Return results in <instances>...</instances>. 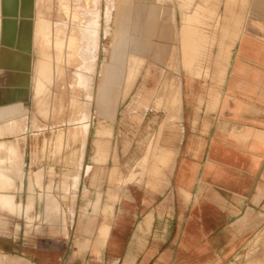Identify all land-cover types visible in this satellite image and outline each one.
Listing matches in <instances>:
<instances>
[{"label":"crops","instance_id":"1","mask_svg":"<svg viewBox=\"0 0 264 264\" xmlns=\"http://www.w3.org/2000/svg\"><path fill=\"white\" fill-rule=\"evenodd\" d=\"M175 2L171 6L167 0H113L115 6L109 20L112 36L108 37L111 39L109 63L111 44L119 32V8L129 7L131 29L126 35L145 45L135 55L157 69L169 71L178 66L182 85L180 121L174 119L178 116L177 92L172 96L173 108L171 104L166 113L167 119L172 117V120H166L157 145L159 152L166 124L178 123L179 132L178 126H171L175 130L173 142L178 133L180 139L178 146L173 143L176 157L168 148L174 157L168 170L169 185L165 188L157 181L150 187L137 184L119 187L112 182L115 185L108 187L104 183L101 171L112 165L109 163L111 142L119 129L115 122L120 97L116 87L121 85V76H118L110 84L117 93L107 102L108 111H102L99 89L91 98L103 114L98 113L103 121L96 128L103 129L105 134L100 137L109 141L107 160L84 157L75 201L79 208L74 209L72 221L65 224V229L61 227V233L51 232L46 223L40 225L45 231L39 235L40 245L55 248V258L60 264H243L262 257V241L257 244V238L264 229V0L247 1L242 18L231 26L225 37L238 40L228 53L222 51L221 70L216 80L201 77L206 80L205 92L200 91L199 79L186 82V73L180 65L177 39L180 20L176 4L181 9L186 1ZM155 9L154 35L149 36L146 33L148 10ZM20 13L31 17V12L24 15L21 10ZM16 17V0H0V124L25 115L24 135H27L32 131L26 103L34 101L29 80L34 53L31 47L22 50L16 46ZM203 69L208 70L209 65ZM18 72L26 73L25 82L17 81ZM188 85L191 90L186 88ZM211 87L221 98L219 109L210 106ZM103 95L99 93V98ZM198 103H204L201 109ZM147 114L148 111L143 118ZM9 139L13 138H0ZM32 144L31 140L20 142L25 175ZM96 144L99 142H94V152ZM125 160L118 158L119 165ZM49 164L40 160L34 168ZM88 166L92 170L85 175ZM65 167L67 164L61 163L55 169L60 173ZM19 193H13L16 200ZM96 201L99 209L94 212L92 206ZM107 206L110 209L103 211ZM0 215L11 216L6 211H0ZM105 227L106 235L101 236ZM8 228L12 230L11 237L0 235V253L23 254L24 245L16 241L15 226Z\"/></svg>","mask_w":264,"mask_h":264},{"label":"rangeland","instance_id":"2","mask_svg":"<svg viewBox=\"0 0 264 264\" xmlns=\"http://www.w3.org/2000/svg\"><path fill=\"white\" fill-rule=\"evenodd\" d=\"M53 1L55 0H35V7L31 8L29 11H25L24 13V15H26L31 12V17H24L22 15L19 16L16 10V46H18L20 49H22L23 45L26 47H31V50L34 53V61L31 66V73L29 77L32 96L34 95L33 87L37 79L42 81V86L38 90V110H33L34 101H30L29 104L28 102L26 103V107H28L29 113L31 115L30 123H32L33 120L35 122L33 123L35 127L31 129L32 131L30 134L28 133L27 135H24V132L27 130V117L25 115L17 117L16 119H10L5 123L0 124L4 126V124L7 125L10 123L9 126H11L7 131H5L11 132V134L0 136V138H13L7 141L0 140V155H3L4 157L3 161H0V165H3L5 169L3 194L5 195L6 199V205L5 207L0 208V211H6L9 215H11H0V235L2 234L11 237L12 230H8V227L11 225L15 226L16 241L24 245L23 254L16 252V256H10L0 253V264H60V262L55 258V248L40 245L39 235L45 232L41 229L40 225L42 223H46L50 225L51 232L61 233V227L65 229V224L68 221H72L74 209L79 208L76 207L75 201L77 187L80 182L81 163L84 157L86 159L91 157L92 159L95 158L96 160L100 159L101 161H105L109 156V141L100 137L105 134V131L99 127L96 128L103 121L102 119H99L100 114L98 113H101V111H98V104L96 100L92 101L93 98L91 102H89L84 94L75 98V85L78 86V89L82 85L86 87V85L89 83L90 76H92L93 81L91 86L89 84V91L90 93H93V97V95L99 89L98 99L103 101L102 111H108L106 104L107 102L112 101L113 95L115 93L118 92L120 95L116 105L117 117L115 121L119 129L116 138H114L111 142L110 158L112 160H110L109 163L112 165L107 166L105 169H103V171H101L103 173L102 175H104V183L108 187L115 185L112 182H117L119 187L127 184H137V186L141 187H150L152 184L158 183L157 181H161L160 184H164L166 188L169 185L167 178L169 177L168 170L173 163L174 157L177 156V150L174 149L173 143L178 146L180 133L177 134V139L175 142H173L175 139L173 138V133L175 130L171 128L173 123H170L169 125L166 124V128H164L165 133H163L162 137L160 138L162 149H159V153L157 152L158 154H156V158L153 159V163L151 164V167L153 168L151 169V172L148 174L146 171L145 173L143 172L144 168L146 169L148 167L146 164L145 165L147 167H144L143 163L146 161L143 160L144 162L139 163L142 161V157L145 160L148 157L149 154L146 155L148 153L146 150L148 146L149 148L152 147L149 145L151 143L149 140L152 138L157 139L156 130L157 127L162 124V119L165 115L163 106L159 109H155L153 107L154 104H149L150 108L145 110L142 105L146 102V100H151L154 98L157 92H161L163 88V82L165 80L167 81V77L170 78V89H175L177 87L176 85H178V101L175 104H178V116H176L174 119L178 118V123L180 121L182 107V85L178 75V66H174L173 68L170 66L172 68L171 71L163 68L157 69L156 67L151 66L144 59H142V57L135 55V51L139 50V47L145 45H143L144 42L135 40L132 36L130 38L134 40V45L130 44V51L128 52L129 55H127V58L125 61H123V63L117 60L118 54L115 53V50L121 42V20L125 19L128 25H130V9L129 7L124 6L119 8L117 18L119 32L117 34V40L115 42L113 41L111 44V62L108 63V53L110 47L109 43L111 40L108 37L112 36V32L109 28V20L115 6L113 0H90V2H86L87 4H85L84 11L81 15L82 21H79V35L81 42L78 52H76L77 58L75 54L68 55L74 48L70 46V43L67 40L68 37L63 34V27L61 25L54 28L48 26L44 29L43 36L33 40L32 28L34 20L38 18L37 13L41 10L46 9L48 11L51 9L52 5L54 4ZM167 1L171 4V6L173 5V1L175 2V0ZM185 1L186 2L183 4L181 9H179L176 4L178 17L180 20V22H178L180 25L177 31L180 65L186 73V82L189 83L192 81V79H199L201 81L200 91L205 92L206 80L202 79L201 77H207L206 79L211 78V80H216L217 74L220 73L219 70H221L220 68L223 60L221 55L223 41L229 34L231 26L234 27L237 25L238 19L242 18L248 0ZM105 4H108V6ZM16 9H18V0H16ZM150 11L152 10H148V14ZM123 16H125V18H123ZM44 20L46 24L51 25L65 21V19L61 17L57 10L53 12V14H46ZM129 28L125 30L127 31ZM183 37L184 39L181 41ZM188 45L190 48L187 47ZM214 49H216L215 54L213 53ZM67 61L70 65L66 63ZM207 64L209 65V69L204 70L203 68ZM109 66L116 67L111 69L110 74L108 75L107 70ZM103 73L104 80L102 82ZM16 75L18 78L17 81L22 79L23 82H25V79H27L25 72H18ZM118 76H121V85L116 87L118 89L116 92L115 88L111 87L110 84L113 83L114 79ZM219 82L221 81L219 80ZM165 86H167L166 82ZM102 88L105 89V94L99 98V92ZM186 88L191 90V85L186 86ZM145 93H151L152 95L148 96V94H146L144 95L145 98H139L138 100H135L137 95ZM208 95L212 99L210 106H214L219 109L221 98L217 92L212 89V87L209 88ZM172 96V94H167L166 96L160 97V103H165L166 106L168 104H172L171 108H173L174 101ZM75 101H77V103L82 102V105L85 106V114L77 118H75L76 109L67 111L68 103ZM86 104H88V107H86ZM203 104L204 103H198L200 109L202 108ZM126 110H128V114H126ZM146 111H148V116L143 118V114L146 113ZM214 111L216 112V108ZM169 120H171V118L168 119V121ZM64 124H66V126ZM59 129H65V132L63 133V136H66L65 138H62V136H56ZM13 131L14 133H12ZM94 131L97 135L95 139ZM179 131L180 127L178 125V132ZM70 135H74L76 137H70ZM29 140L33 141L34 145L32 144L31 146L27 176L25 175L23 169V151L20 142L28 143ZM34 140L37 144L34 142ZM43 140H45V142ZM48 140L52 141H50L49 145L47 144V149L45 144L49 143ZM54 141H56L57 144ZM1 142L3 143L1 144ZM94 142H99V144L95 145L97 146V148H95V152ZM59 144L61 145L60 148L57 147ZM164 146L167 148H164ZM168 148L174 151L175 156L173 158L170 156L171 153L169 152ZM163 149H167V153H165L166 151H163ZM45 150L47 152H45ZM50 154L53 155L51 156ZM92 154L94 155L93 157L91 156ZM157 155L160 160L157 159ZM32 156L37 158V164L35 162L36 158L34 161H31ZM118 158H126L127 160L122 162V165H119L121 162L118 161ZM40 160L47 161L50 164L43 167H37L35 169L34 167L38 165ZM164 161L166 162L165 164H163ZM33 163L36 164V166ZM61 163H64V165L67 164V167H65L60 173H57L55 166L56 164ZM44 167L47 173L44 169H42ZM137 167H142L143 171L142 168L141 170H138L139 168ZM49 169H51L50 171H54L49 172ZM41 170L43 172L45 171V173H42ZM91 170V166L86 167L85 175H89ZM31 171H33L34 174L31 173ZM129 172L132 173L133 176L138 174V178L137 175L135 176L138 180H136L135 177L134 180L131 179L132 175L129 176ZM142 172L143 174H141ZM44 174H47V178ZM140 174L142 175L141 178H139ZM57 175L59 180L57 179V181L54 182V178ZM32 176L35 181L33 180ZM163 176L164 180L162 179ZM42 177H44V179ZM51 177L53 179H48ZM120 177L122 178L120 179ZM106 178L111 181V183L107 181ZM129 178L131 179V182L127 181ZM39 180L41 181L40 183L38 182ZM86 180L87 178L84 179V181ZM118 181H120L122 184L118 183ZM33 182H35V185ZM44 182L45 184H42ZM49 183H53V185H50ZM56 183H58V185H56ZM75 185L76 189L74 188ZM34 187L37 188L35 189ZM65 190L66 192H64ZM15 191H20L19 195H17V200L13 194ZM31 193L34 195L32 196ZM26 196L31 203L26 200ZM7 200L12 203V207L7 205ZM51 206L52 209L55 208V210L56 207H58L60 209V214H58L56 211V214H48L47 208L50 209ZM92 207L93 211L96 212L99 209V201H96ZM27 208H30L33 212L32 214L34 217L32 220L27 218L25 213ZM12 216H16V218ZM52 218H54L55 221H53ZM60 221L62 223H60ZM29 230L31 232L30 234L28 233ZM259 242H261L263 245L262 257L260 259L258 258L257 260H249L243 264H264V229L257 238V244ZM16 249H18V247H16ZM51 252H53V255L50 254ZM254 254L255 253H253V255ZM254 258L256 257L253 256V259ZM232 264H239V262Z\"/></svg>","mask_w":264,"mask_h":264},{"label":"bare ground","instance_id":"3","mask_svg":"<svg viewBox=\"0 0 264 264\" xmlns=\"http://www.w3.org/2000/svg\"><path fill=\"white\" fill-rule=\"evenodd\" d=\"M90 2V0H55V1H53V5H52V7H51V9H49L48 11L45 9V10H41V11H39L38 13H37V15H38V18L36 19V20H34V22H33V28H32V37H33V40H35V39H37L38 37H41V36H43V31H44V29L45 28H47L48 26L49 27H59L60 25L63 27V34L65 35V36H67L68 37V42L70 43V46L71 47H73L74 49L73 50H71V53H69L68 55H72V54H75L76 55V58H77V54H76V52H78V48H79V45H80V35H79V33H80V27H79V24H80V22L79 21H82V17H81V15H82V13H83V11H84V8H85V4H87L86 2ZM52 2V1H51ZM50 2V3H51ZM30 3H31V0H18V9H16L17 10V14L18 15H21V10H23L24 11V13H25V11H28L27 9H28V6H29V8L31 9V8H33V7H35V5H36V2H35V0H32V5H30ZM108 4H109V2H108ZM108 4H105L106 6H108ZM28 5V6H27ZM50 6V5H49ZM107 8V7H106ZM29 9V10H30ZM58 11L59 13H60V15H61V17L62 18H64L65 19V21H63V22H61V23H56V24H46V22H45V20H44V18L46 17V14L47 15H50L51 13L53 14V12H55V11ZM157 13V11H156V9L155 10H152V11H150V13H149V17H148V22H147V31H146V33L149 35V36H153L154 35V25H155V20H156V17L154 16L155 14ZM82 23V22H81ZM121 27H122V30H121V37H120V44L117 46V48H116V50H115V53L116 54H118V58H117V60H119V61H121L122 63H123V61H125V59L127 58V55H128V52L130 51V49H129V46H130V44L131 45H134V40L132 39V38H128L127 37V35H126V30L125 29H127V28H129V25H128V23L127 22H125V21H121ZM64 38V37H63ZM90 38V37H89ZM57 39V38H56ZM183 39H184V37L182 38V40L181 41H183ZM186 39V38H185ZM188 39V38H187ZM190 39H192V38H190ZM189 39V40H190ZM58 40H59V38H58ZM238 40V38H236V37H229V38H225L224 39V41H223V44H222V51L224 52V51H226L227 53H228V51L231 49V47H233V45H234V43H235V41H237ZM90 41H91V39H90ZM187 41V40H186ZM58 42V41H57ZM180 44H182V43H180ZM220 45V44H219ZM19 46H22V45H19ZM186 46V45H185ZM185 46H184V48H185ZM187 47H189V45L187 46ZM26 48V46H24L23 45V47H22V49H25ZM190 48V47H189ZM182 49H183V47H182ZM181 49V50H182ZM187 49V48H186ZM221 51V52H222ZM56 52V51H55ZM73 52V53H72ZM222 52V53H223ZM62 53V52H61ZM60 53V54H61ZM188 54V53H187ZM57 55V54H56ZM190 56V55H189ZM53 58V57H52ZM56 59V58H55ZM118 62V61H117ZM67 64H68V61L66 62ZM68 65H70V64H68ZM114 67H116V66H114ZM113 66H109L108 67V70H107V72H108V75L110 74V71H111V69H113L114 68ZM176 67V66H175ZM176 70H177V68H176ZM171 71V70H170ZM173 71V70H172ZM174 72V71H173ZM222 74V73H221ZM222 76V75H221ZM169 77H167V81L165 80L164 82H163V88H162V90H161V92L159 93V92H157V94H155L156 96L154 97V98H152V100L151 101H146L143 105H142V107L145 109V110H147V109H149L150 108V106H149V104H154V108L155 109H159L160 107H162L163 106V108H164V111H165V115L163 116V119H162V124L159 126V127H157V130H156V133H157V139H154V138H152L151 140H149V141H151V143H153V144H149V145H151L152 147L151 148H149V146H148V148H147V146H146V148H147V150L146 151H148V153L146 154V155H148V157L146 158V160L142 157V161L141 162H139V163H142V162H144V161H146L145 163H143L144 164V167L146 166L147 168V170L144 168V171H143V168H142V171L145 173V171L147 172V174L148 173H150L151 172V169L153 168V167H151V164L153 163V159H155L156 157V154H158L159 152H158V150H157V145H158V143H159V137H160V134H161V131L163 130V127H164V124L167 122L166 120H168L167 118V116H166V113L170 110V107H171V105L170 104H168L167 106H166V104L165 103H160V97H162V96H166L167 94L169 95V94H174V93H177L178 92V85H176L177 87L175 88V89H170V82H169ZM92 81H93V79H92V76H90V78H89V83H88V85H86V87H84L83 85L82 86H80V88L78 89V86L77 85H75L74 86V89H76V97L75 98H77L79 95H83L84 94V96L86 97V99H88L89 100V102H91V98H92V92L90 93V89H89V84H90V86H91V83H92ZM87 82H88V80H87ZM165 82H166V84H167V86H165ZM42 86V81H39V79H37L36 80V82H35V85H34V87H33V91H34V95H33V100H34V109L33 110H38V104H39V102H38V97H39V92H38V90H39V88ZM73 92H74V90H73ZM100 94H105V89H101L100 90V92H99ZM146 94H148V93H145V94H140V95H137V97L135 98V100H138L139 98H144L143 96L144 95H146ZM73 95V94H72ZM149 95H152L151 93H149L148 94V96ZM74 96V95H73ZM72 96V97H73ZM89 97V98H88ZM74 98V99H75ZM71 100V99H70ZM69 100V101H70ZM87 106L86 107H88V104H86ZM67 106V105H66ZM84 108H85V106L84 105H82V102H79V103H77V101H75V102H69L68 103V108H67V111L69 110H74V109H76V114H75V118H77V117H79V116H81V115H83V114H85V111H84ZM156 111V110H155ZM127 112V111H126ZM33 117H34V115H33ZM17 118V117H16ZM169 118H171V120H172V117H169ZM13 123V122H12ZM33 123H35L34 122V120L32 121V123H31V129L32 128H34L35 127V125H33ZM10 125V123L9 124H7V125H5L4 124V126H2V125H0V136H3V135H8V134H11V132H5V131H7L8 130V128H10L11 126H9ZM65 126H66V124H64ZM173 125H175L174 127H176V126H178L177 125V123L176 124H173ZM14 126V125H13ZM62 126V125H61ZM13 129V128H12ZM83 129V128H82ZM10 130V129H9ZM65 129H59V131H58V133L56 134V136L57 137H61L62 136V138L64 137L63 136V133L65 132L64 131ZM81 130V129H80ZM54 132V131H53ZM12 133H14V131L12 132ZM65 135V134H64ZM68 136V135H67ZM66 137V136H65ZM64 137V138H65ZM70 137H76V136H74V135H70ZM152 137V136H151ZM37 138V137H36ZM83 138V137H82ZM34 139V138H33ZM37 140V139H36ZM62 140V139H61ZM64 140V139H63ZM66 140V139H65ZM76 140V139H75ZM4 141V140H3ZM44 142H45V140H43ZM49 141V140H48ZM50 141H52V140H50ZM50 141H49V143H46L45 144V146H47V144L49 145L50 144ZM56 141L58 142V140L56 139ZM56 141H54L55 143H56ZM60 141V140H59ZM82 141V140H81ZM34 142L36 143V141L34 140ZM53 142V143H54ZM73 142H74V140H73ZM3 142H1V144H2ZM63 143V142H62ZM61 143V144H62ZM37 144V143H36ZM57 144V143H56ZM147 144V145H148ZM10 145V144H9ZM34 145V144H33ZM66 145V144H65ZM54 146H56V145H54ZM145 146V145H144ZM57 147H61V145L59 144V146H57ZM37 148V147H36ZM43 148H44V145H43ZM42 148V149H43ZM46 148V147H45ZM47 149H48V146H47ZM46 149V150H47ZM71 149V148H70ZM149 149V150H148ZM32 150H33V148H32ZM40 150H41V148H40ZM39 150V151H40ZM45 150V152H47ZM50 150V149H49ZM41 152H42V150H41ZM44 152V151H43ZM158 152V153H157ZM37 153V152H36ZM38 153H40V152H38ZM52 153V152H51ZM37 155V154H36ZM35 155V156H36ZM39 155V154H38ZM51 155V154H50ZM49 155V156H50ZM53 155V154H52ZM51 155V156H52ZM145 155V156H146ZM44 157V156H43ZM54 157V156H53ZM35 158L36 157H33L32 156V159H31V161L33 160H35ZM3 159H4V157H3V155H0V161L2 160L3 161ZM50 159V158H49ZM52 159V158H51ZM157 159L158 160H160L159 158H158V155H157ZM30 160V159H29ZM144 160V161H143ZM36 161H38L37 160V158H36V160H35V162ZM34 162V163H35ZM33 163V164H34ZM36 164H37V162H36ZM36 164H34L35 166H36ZM146 164V165H145ZM32 165V164H31ZM49 167V166H48ZM51 167H53V166H51ZM136 167V166H135ZM137 168H139V167H137ZM141 168H139L138 170H141ZM40 169V168H39ZM42 169H44L45 170V167L44 168H42ZM48 170V169H47ZM51 169H49V172H53L54 170H52V171H50ZM34 171V170H33ZM33 171H31V173H33ZM36 171H39V170H36ZM46 171V170H45ZM45 171L43 172L42 170H41V172L42 173H45ZM68 171V170H67ZM70 171V170H69ZM49 172H48V175H49ZM143 172L141 173V174H143ZM29 173V172H28ZM39 173V172H38ZM46 173H47V171H46ZM56 173V172H55ZM59 173V172H58ZM130 173V172H129ZM30 174V173H29ZM34 174V173H33ZM36 174V173H35ZM140 174V177L139 178H141L142 177V175ZM4 175H5V169H4V167H3V165L1 166L0 165V208H2V207H5V201H6V199H5V195L3 194V190H4ZM45 175V177H46V175L47 174H44ZM43 175V176H44ZM51 175V174H50ZM53 175H54V173H53ZM132 175V173H130L129 174V176H131ZM137 175V178H138V174H135V176ZM28 176V175H27ZM65 176H68V175H65ZM117 176H118V174H117ZM135 176H131V179H133L134 180V177ZM34 177H38V176H34ZM56 177H58V175L56 176ZM62 177H64V176H62ZM119 177V176H118ZM32 178H33V176H32ZM43 179H44V177H42ZM41 178V179H42ZM47 178V177H46ZM46 178H45V180H46ZM64 178H67V177H64ZM122 177H120V179H121ZM128 178V177H127ZM136 178V177H135ZM136 178V180H138ZM48 179H53L52 177L51 178H48ZM58 180H59V178H57ZM67 179H69V178H67ZM116 179H117V177H116ZM130 178H129V180H127L128 182H131L130 180H131ZM12 180H13V178H12ZM16 180V179H15ZM14 180V181H15ZM33 180L35 181V179L33 178ZM37 180V179H36ZM23 181V180H22ZM44 181V180H43ZM28 182V181H27ZM39 183L41 182L40 180L38 181ZM37 182V183H38ZM46 182V181H45ZM45 182L44 183H42V184H45ZM128 182H126V183H128ZM35 182H33V184H34ZM51 183V182H50ZM49 183V184H50ZM117 183V182H116ZM118 183H121L120 181H118ZM122 183H123V180H122ZM121 183V184H122ZM17 185V184H16ZM35 185V184H34ZM50 185H53V183L52 184H50ZM56 185H58V183H56ZM9 186V185H8ZM12 186V185H11ZM26 186V185H25ZM28 186V185H27ZM36 186H37V184H36ZM44 186V185H43ZM63 186V185H62ZM13 187V186H12ZM24 187V186H23ZM38 187V186H37ZM36 187V188H37ZM45 187H46V185H45ZM35 188V187H34ZM35 188V189H36ZM54 188H56V187H54ZM59 188V187H58ZM10 189V188H9ZM53 189V188H52ZM61 189H63V188H61ZM67 189V188H66ZM29 190V189H28ZM32 190V189H31ZM38 190V189H37ZM43 190V189H42ZM45 190V189H44ZM48 190V189H47ZM64 190V189H63ZM39 191V190H38ZM48 192V191H47ZM50 192V191H49ZM64 192H66V190L64 191ZM28 193H29V191H28ZM33 193V192H32ZM32 193H31V195H32ZM36 194V193H35ZM34 195V194H33ZM32 195V196H33ZM37 195H38V193H37ZM28 196V195H27ZM27 196H26V198H27ZM42 196V195H41ZM61 197V196H60ZM45 198V197H44ZM50 199V198H49ZM26 200H28V198L26 199ZM29 201V200H28ZM30 202V201H29ZM26 203V202H25ZM31 203V202H30ZM47 204V203H46ZM7 205L9 206V207H12V203L9 201V200H7ZM48 205V204H47ZM50 205V204H49ZM24 208V207H23ZM108 209H110V206L108 207H106V208H103V210L104 211H107ZM43 211V210H42ZM55 211L58 213V214H60L59 213V211H60V209L58 208V207H56V210H55V208L54 209H52V206L50 207V209H48L47 208V212H48V214L49 213H55ZM25 213H26V215H27V218L29 219V220H32L33 219V212H32V210L30 209V208H27L26 210H25ZM41 214V213H40ZM56 214V213H55ZM39 216V215H38ZM41 216V215H40ZM42 216H44V215H42ZM57 216V215H56ZM60 217V216H59ZM58 217V218H59ZM44 219V218H43ZM52 220L53 221H55L54 220V218H52ZM61 220V219H60ZM44 222H46V221H44ZM48 223V222H47ZM60 223H62L61 221H60ZM51 225H53V224H51ZM57 226V225H56ZM106 232H107V227H105V231H103L102 233H101V236H105L106 235Z\"/></svg>","mask_w":264,"mask_h":264}]
</instances>
